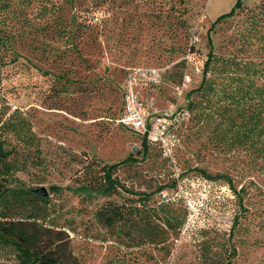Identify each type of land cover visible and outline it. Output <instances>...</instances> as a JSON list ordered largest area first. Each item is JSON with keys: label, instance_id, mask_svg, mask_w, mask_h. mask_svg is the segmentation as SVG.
Returning a JSON list of instances; mask_svg holds the SVG:
<instances>
[{"label": "rangeland", "instance_id": "1", "mask_svg": "<svg viewBox=\"0 0 264 264\" xmlns=\"http://www.w3.org/2000/svg\"><path fill=\"white\" fill-rule=\"evenodd\" d=\"M236 1L46 0L44 11L36 2L0 10V110L28 118L37 139V150L18 147L16 176L27 189L46 188L43 221L65 232L81 264H264V167H249L243 151L214 149L187 109L186 94L201 78L195 65L209 49L232 56L237 30L264 2L240 0L242 8L210 30L209 43L210 23ZM134 65L163 69L164 87L143 92L161 108L188 112L170 130V155L152 143L142 157L139 136L112 120ZM83 152L107 163L136 156L116 170L128 191H52V184L75 185ZM202 170L226 177L207 179ZM135 193L174 198L181 227L131 240L96 220L106 199L129 203ZM0 264H18L11 248L0 245Z\"/></svg>", "mask_w": 264, "mask_h": 264}, {"label": "trees", "instance_id": "2", "mask_svg": "<svg viewBox=\"0 0 264 264\" xmlns=\"http://www.w3.org/2000/svg\"><path fill=\"white\" fill-rule=\"evenodd\" d=\"M14 2L26 7L35 2L40 3L41 11L47 8L46 0H0V10L9 9ZM262 4L264 5L262 1L254 4L253 10L257 11H252L247 25L237 30V48L232 56L216 55L209 49L202 63L198 84L186 94L190 120L207 131V140L214 149L223 154L233 151V155L243 151L247 156L248 166L252 168L264 167ZM242 5L243 2L237 0L228 11L215 17L207 29L209 43L210 30L218 22L232 17ZM254 42H257L256 47L253 55H250L248 52ZM130 67L132 66L126 68L125 75ZM124 77L120 83V104L112 119L114 124L123 128L114 119L121 110ZM191 95L194 97L190 98ZM16 113L18 111L13 110L5 116L0 110V245L11 248L18 264H81L70 249L65 232L43 221L46 199L25 188L16 176V172L22 169V162L16 155L18 147L29 145L37 150V139L31 129L30 120L22 116L16 118ZM180 118L173 121L170 130ZM136 134L140 138V151L144 157L148 154L149 145L157 143ZM135 153L139 154V150ZM83 155L79 160V169L73 176L75 185L52 184V191L67 189L90 193L98 190L107 195L115 194L119 190L128 191L118 178L116 170L120 165L135 163L136 156L128 154L107 163L94 156H87L84 152ZM201 175L207 179L226 177L223 174L211 176L204 170ZM160 187L159 190L163 188ZM94 216L103 227L117 229L131 240L135 236L141 239H157L164 232L177 230L184 221V216L175 207L174 198L155 199L138 193L133 194L129 203L106 199L95 210Z\"/></svg>", "mask_w": 264, "mask_h": 264}, {"label": "built area", "instance_id": "3", "mask_svg": "<svg viewBox=\"0 0 264 264\" xmlns=\"http://www.w3.org/2000/svg\"><path fill=\"white\" fill-rule=\"evenodd\" d=\"M194 69L196 73H201L202 65L196 64ZM190 79L188 74L184 75V81L189 82ZM164 85V70L160 67L150 65L130 67L122 82L121 110L114 121L159 144L163 154L170 155L169 130L174 120L187 116L188 112L186 109L178 111L176 108H161L153 93L143 92L145 88ZM175 90L181 95L183 88L176 85Z\"/></svg>", "mask_w": 264, "mask_h": 264}, {"label": "water", "instance_id": "4", "mask_svg": "<svg viewBox=\"0 0 264 264\" xmlns=\"http://www.w3.org/2000/svg\"><path fill=\"white\" fill-rule=\"evenodd\" d=\"M32 193L39 195V196H46L47 195V190L44 186L40 185L37 187H31L28 189Z\"/></svg>", "mask_w": 264, "mask_h": 264}]
</instances>
